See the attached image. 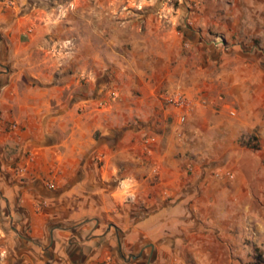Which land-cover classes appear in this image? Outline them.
Masks as SVG:
<instances>
[{"label": "crops", "instance_id": "obj_1", "mask_svg": "<svg viewBox=\"0 0 264 264\" xmlns=\"http://www.w3.org/2000/svg\"><path fill=\"white\" fill-rule=\"evenodd\" d=\"M204 17L220 40L186 32L180 19L132 11L120 20L98 16L77 35L33 32L21 41L2 34L0 104L11 108L29 151L20 200L30 230L0 242V264H186L187 253L203 260L181 203L187 195L144 208L133 185L163 184V167L179 169L185 152L196 154L210 134L209 116L231 136L260 120L264 0H230ZM162 90L183 93L186 107L164 104ZM181 113L186 127L177 123ZM168 182L181 184L175 176Z\"/></svg>", "mask_w": 264, "mask_h": 264}, {"label": "rangeland", "instance_id": "obj_2", "mask_svg": "<svg viewBox=\"0 0 264 264\" xmlns=\"http://www.w3.org/2000/svg\"><path fill=\"white\" fill-rule=\"evenodd\" d=\"M229 1L0 0V37L8 32L9 35H16L15 40L27 41L33 32L44 33L47 37L59 30L77 35L90 32L91 27L97 24L95 18L98 16H114L120 20L127 11H132L146 12L166 20L180 19V25L187 29L186 32L220 40L218 30L202 24L201 18L210 6ZM216 10L223 12L221 8ZM183 43L187 44L186 41ZM75 44L72 41L68 48L75 51ZM161 92H165L163 99L173 93L166 90ZM179 94L185 99L184 106L179 109H184L186 98L183 93ZM164 104L172 106L165 100ZM231 111L234 112L230 114L232 119L236 120V107L233 106ZM177 117V123L182 127H186L190 121L186 114L181 113ZM203 124L210 127V134L201 137L196 154L185 152L179 169L172 171L163 167V184L155 187L154 180L133 185L138 193H143L138 196L141 197L138 199L139 205L147 208L162 202L177 203L182 201V194L187 195V199L181 203L190 210L195 221L198 235L195 249L197 254L203 255V260H189L187 253L186 264H264V107H260V120L251 131L243 129L231 136L227 131L220 130L221 122L211 116ZM18 131L11 108L0 104V242L20 240L27 237L30 230L27 224L29 211L20 200L23 181L28 173L25 160L29 157V151L21 148L24 137L19 136ZM160 132L165 137L166 134L170 135L167 126L162 127ZM184 135V130L177 135L180 144L189 140V136L185 138ZM200 150H203V154L198 155ZM95 160L102 164L103 154ZM120 164L117 175L124 174V163ZM133 174L140 176L139 173ZM174 176L181 184L168 182ZM47 186L52 187L49 183ZM157 191L165 193L164 201L158 199ZM135 197L133 193L132 201Z\"/></svg>", "mask_w": 264, "mask_h": 264}, {"label": "built area", "instance_id": "obj_3", "mask_svg": "<svg viewBox=\"0 0 264 264\" xmlns=\"http://www.w3.org/2000/svg\"><path fill=\"white\" fill-rule=\"evenodd\" d=\"M164 100L169 103L170 105L177 107V108H182L185 104V99L184 97L179 94V93H171L167 94L164 97Z\"/></svg>", "mask_w": 264, "mask_h": 264}]
</instances>
